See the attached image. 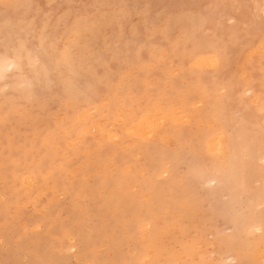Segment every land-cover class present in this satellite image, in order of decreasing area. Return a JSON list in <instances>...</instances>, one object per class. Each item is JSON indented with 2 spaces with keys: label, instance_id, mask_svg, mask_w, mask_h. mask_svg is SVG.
<instances>
[{
  "label": "rangeland",
  "instance_id": "obj_1",
  "mask_svg": "<svg viewBox=\"0 0 264 264\" xmlns=\"http://www.w3.org/2000/svg\"><path fill=\"white\" fill-rule=\"evenodd\" d=\"M1 1L0 62L15 66L0 79V264H264V0ZM77 17L105 29L97 42L107 35L121 47L103 89L82 75L79 98H65L59 84L36 83L33 61L51 68L49 45ZM27 81L30 98L19 87ZM220 133L214 152L207 141Z\"/></svg>",
  "mask_w": 264,
  "mask_h": 264
},
{
  "label": "snow or ice",
  "instance_id": "obj_2",
  "mask_svg": "<svg viewBox=\"0 0 264 264\" xmlns=\"http://www.w3.org/2000/svg\"><path fill=\"white\" fill-rule=\"evenodd\" d=\"M15 7L22 9L26 5L18 4ZM63 29L62 42L57 41L49 45L57 52L51 62V68L41 65L39 58L33 61V68L40 69L34 71L36 83L49 91L59 84L65 98H79L77 82L82 75H87L94 87L103 89L117 71L114 65L118 60L120 43L110 40L107 35L97 42L95 37L104 33L105 29L98 27L91 19L74 18L66 22ZM46 39L41 38V47ZM124 47H128L127 43ZM97 65L102 66L104 71H100ZM14 66L9 62L5 68L0 62V79L3 78V72L10 71ZM19 87L26 90L29 98L32 96L34 85L31 81L21 83Z\"/></svg>",
  "mask_w": 264,
  "mask_h": 264
},
{
  "label": "bare ground",
  "instance_id": "obj_3",
  "mask_svg": "<svg viewBox=\"0 0 264 264\" xmlns=\"http://www.w3.org/2000/svg\"><path fill=\"white\" fill-rule=\"evenodd\" d=\"M0 1H1V0H0ZM2 1H6V0H2ZM2 1H1V2H2ZM52 1H53V0H52ZM23 2H24V1H23ZM34 2H35V1H34ZM36 2H37V1H36ZM69 2H71V1H69ZM9 3H10V5H12V4H11V0H9ZM9 3H7V4H9ZM4 4H5V3H4ZM32 4H33V5H36V4H34V3H32ZM234 4H235V3H234ZM263 4H264V3H263ZM33 5H32V6H33ZM262 6H263V5H262ZM5 8H6V7H5ZM38 8H39V7H38ZM164 8H165V7H164ZM236 8H237V7H236ZM262 8H264V7H262ZM9 9H10V8H9ZM30 9H31V7H30ZM165 9H166V8H165ZM7 10H8V9H7ZM32 10H33V9H32ZM17 11H18V10H17ZM28 11H29V10H28ZM65 11H66V10H64L63 13H64ZM263 11H264V10H263ZM93 12H94V11H93ZM10 13H11V12H10ZM12 13H13V12H12ZM63 13H62L61 16H64ZM94 13H95V12H94ZM163 13H164V12H163ZM174 13H175V12H174ZM176 13H177V12H176ZM178 13H179V12H178ZM182 13H183V12H182ZM191 13H192V11H191ZM34 14H35V12H34ZM46 14H47V13H46ZM171 14H172V13H171ZM168 15H169V14H167V16H168ZM174 15H176V14H174ZM187 15H188V14H187ZM187 15H186V16H187ZM23 16H24V15H23ZM31 16H32V15H31ZM50 16H51V15H50ZM79 16H80V15H79ZM169 16H170V15H169ZM32 17H33V16H32ZM73 17H74V16H73ZM171 17H172V16H171ZM182 17H183V16H182ZM191 17H192V16H191ZM191 17H189V18H191ZM22 18H23V17H22ZM7 19H8V18H7ZM221 19H222V18H221ZM5 20H6V19H5ZM8 20H9V19H8ZM30 20H31V17H30ZM33 20H34V19H33ZM46 20H47V19H46ZM166 20H167V19H166ZM169 20H170V19H169ZM181 20H184V19L182 18ZM201 20H202V19H201ZM173 21H174V20H173ZM187 21H188V20H187ZM197 21H198V20H197ZM217 21H218V20H217ZM175 22H176V20H175ZM181 22H182V21H181ZM190 22L193 23L192 21H190ZM177 23H178V22H177ZM182 23H183V22H182ZM194 23H196V22H194ZM46 24H47V23L45 22V25H46ZM196 24H197V23H196ZM28 25H29V24H28ZM30 25H31V24H30ZM175 25H176V24H175ZM175 25H174V26H175ZM192 25H193V24H192ZM253 25H254V24H253ZM178 26H179V25H178ZM178 26H177V27H178ZM187 26H190V25H187ZM220 26H221V25H220ZM28 27H29V26H28ZM45 27H46V26H45ZM184 27H185V26H184ZM43 28H44V27H43ZM55 29H56V28H55ZM179 29H180V28H179ZM195 29H196V27H195ZM175 30H176V29H175ZM196 30H197V29H196ZM240 30H241V29H240ZM243 30H244V28H243ZM32 31H33V30H32ZM182 31H183V30H182ZM188 31H189V30H188ZM30 32H31V31H30ZM48 32H49V31H48ZM190 32H191V31H190ZM214 32H215V31H214ZM161 33H162V32H161ZM260 33H261V32H260ZM263 33H264V32H263ZM212 34H214V33H212ZM231 34H232V33H231ZM231 34H230V36H231ZM261 34H262V33H261ZM193 35H194V34H193ZM251 35H252V34H251ZM251 35L249 34V36H251ZM253 35H254V34H253ZM178 36L181 37V34L178 35ZM243 36H244V35H243ZM246 36H248V35L246 34ZM262 36H263V34H262ZM227 37H229V36H227ZM251 37H252V36H251ZM260 37H261V36H260ZM214 38H215V37H214ZM240 38H241V37H240ZM255 38H256V37H255ZM255 38H254V39H255ZM195 39H196V37H195ZM261 39H262V38H261ZM192 40H193V39H192ZM217 40H218V39H217ZM235 40H236V38H235ZM239 40H240V39H239ZM200 41H201V40H200ZM215 41H216V40H215ZM249 41H251V40H249ZM249 41H247V42H249ZM257 41H258V43L256 42L257 45H258V44L260 45V42H261V44L263 43L261 40H257ZM209 42H210V41H209ZM209 42H207V45L210 44ZM196 43H197V41H196ZM201 43H203V42H201ZM212 43L214 44V42H212ZM212 43H211V44H212ZM227 43H228V42H227ZM234 43H235V42H234ZM245 43H246V42H245ZM250 43H251V42H250ZM204 44H206V41H205ZM204 44H203V46H204ZM246 44H247V43H246ZM248 44H249V43H248ZM37 45H38V44H37ZM175 45H176V44H175ZM175 45H174V46H175ZM178 45H179V44H178ZM220 45H221V44H220ZM240 45H241V44H240ZM240 45H239V46H240ZM257 45H256V46H257ZM203 46H202V47H203ZM245 46H246V45H245ZM245 46H244V47H245ZM253 46H255V45L253 44ZM256 46L253 47V50H251V51L248 50V51L246 52V54L248 55V54H250L252 51L254 52V50H256L255 48H257ZM263 46H264V43H263ZM209 47H210V46H209ZM212 47H213V46H212ZM261 47H262V45H261ZM174 48H175V47H174ZM199 48H201V47H199ZM210 48H211V47H210ZM216 48H217V47H216ZM216 48H215V49H216ZM222 48H223V47H222ZM251 48H252V46H251ZM251 48H250V49H251ZM262 48H264V47H262ZM189 49H190V48H189ZM202 49H204V48H202ZM223 49H224V48H223ZM241 49H242V48H241ZM257 49H258V48H257ZM176 50H177V48H176ZM197 50H198V49H197ZM258 50H259V49H258ZM173 51H174V50H173ZM200 51H201V50H200ZM219 51H221V50L218 49V52H219ZM259 51L262 52V51H264V50H263V49H260ZM221 52H223V51H221ZM224 52H225V51H224ZM238 52H239V51H238ZM241 52H242V51H241ZM248 52H250V53H248ZM175 53H176V52H175ZM186 53H187V52H186ZM196 53H197V52H196ZM196 53H195V54H196ZM256 53H257V50H256ZM45 54H48V53H45ZM177 54H180V53H176L175 55H177ZM257 54H258V53H257ZM259 54H260V53H259ZM209 55H211V54H209ZM219 55H220V54H219ZM222 55H223V53H222ZM222 55H221V56H222ZM238 55H240V54H238ZM261 55H263V54H261ZM261 55H259V56H261ZM177 56H178V55H177ZM192 56H194V55H192ZM207 56H208V55H207ZM207 56H206V57H205V56H204V57L201 56L202 58H201L200 56H199V57L201 58V60L205 59V60L203 61V62H205V61L207 60ZM212 56H215V57H216L217 55H212ZM212 56H211V59H210V56H208V60H211V61H212V59H213L214 61L217 60V59L212 58ZM221 56H220V57H221ZM223 56H225V54H224ZM235 56H236V55H235ZM249 56L251 57V54H250ZM174 57H175V56H174ZM199 57H197V59L195 60V61H198V63H199V59H200ZM250 57H248V58H250ZM181 58H182V57H181ZM198 58H199V59H198ZM217 58H218V56H217ZM240 58H241V57H240ZM260 58H261V57H260ZM221 59H222V58H221ZM241 59H242V58H241ZM251 59H253V58H251ZM208 60H207V61H208ZM218 60H219V58H218ZM244 60H245V58H244ZM259 60H260V59H259ZM164 61H165V60H164ZM221 61L223 62V60H221ZM221 61H220V62H221ZM212 62H213V61H212ZM212 62H210V63H208V62L206 63V62H205V63H206V65H207V64L209 65V64H211ZM217 62H218V64H219V61H217ZM217 62H216V63H217ZM250 62H251V61H250ZM257 62H258V61H257ZM257 62H256V64H257ZM205 63H204V65H205ZM223 63H224V62H223ZM223 63H221V64H223ZM226 63H227V60H226ZM199 64H201L200 66H203V65H202V62H200ZM199 64H198V65H199ZM213 64H215V63H213ZM218 64H216V65L218 66ZM244 64H245V63H244ZM244 64H242V65H244ZM256 64H255V65H256ZM258 64H259V63H258ZM172 65H173V63H172ZM178 65H179V64H178ZM180 65H181V64H180ZM190 65H191V64H190ZM198 65H196V63H194L193 66H198ZM216 65H214V66H216ZM182 66H183V65H182ZM214 66H212V64H211L209 67H214ZM225 66H226V65H225ZM249 66H250V65H249ZM98 67H99V66H98ZM198 67H199V66H198ZM207 67H208V66H207ZM218 67H219V66H218ZM252 67H253V66H252ZM99 68H100V67H99ZM102 68H103V67H102ZM181 68H183V67H181ZM186 68H187V67H186ZM192 68H193V67H192ZM261 68H264V67L262 66ZM206 69H207V68H206ZM217 69H218V68H217ZM252 69H254V68H252ZM257 69H258V68H257ZM261 70H262V69H261ZM16 71H17V70H16ZM213 71H214V70H213ZM218 71H219V70H218ZM218 71H217V72H218ZM157 72H158V71H157ZM181 72H182V71H181ZM191 72H192V70H191ZM263 72H264V69H263ZM241 73H242V72H241ZM135 74H136V73H135ZM181 74H183V73H181ZM212 74H213V73H212ZM169 75H170V74H169ZM190 75H191V74H190ZM222 75H223V74H222ZM172 76H173V75H172ZM172 76H171V77H172ZM210 76H211V75H210ZM246 76L248 77V75H246ZM262 76H263V75H262ZM195 77H196V75H195ZM221 77H222V76H221ZM221 77H220V78H221ZM129 78H130V77H129ZM129 78H127V79H129ZM180 78H182V77H180ZM183 78H184V76H183ZM183 78H182V79H183ZM210 78H211V77H210ZM229 78H230V76H229ZM251 78H252V77H251ZM166 79H167V78H166ZM182 79H181V81H184V80H182ZM216 79H217V78H216ZM216 79H215V80H216ZM227 79H228V78H227ZM230 79H232V78H230ZM253 79H254V78H253ZM141 80H142V79H141ZM244 80H245V79H244ZM125 81H126V80H125ZM159 81H161V80H159ZM170 81H171V80H170ZM211 81H212V80H211ZM217 81H218V80H217ZM219 81H222V79L219 80ZM123 82H124V80H123ZM132 82H133V81H132ZM214 82H215V81H214ZM248 82H249V81H248ZM260 82H261V80H260ZM140 83L142 84V82H140ZM210 83H211V82H210ZM210 83H209V84H210ZM215 83H216V82H215ZM223 83L225 84V82H223ZM243 83H244V82H243ZM243 83H242V84H243ZM249 83H250V82H249ZM256 83H258V82H256ZM263 83H264V82H263ZM129 84H130V83H129ZM134 84H136V83H134ZM134 84H133V85H134ZM147 84H148V83H147ZM155 84H156V83H155ZM155 84H154V85H155ZM159 84H160V83H159ZM161 84H162V83H161ZM187 84H188V83H187ZM190 84H191V82H190ZM190 84H189V85H190ZM216 84H217V83H216ZM226 84H227V83H226ZM226 84H225V85H226ZM231 84H232V83H231ZM233 84H234V82H233ZM235 84H236V83H235ZM245 84H246V82H245ZM251 84H252V83H251ZM261 84H262V83H261ZM261 84H260V85H261ZM112 85H113V84H112ZM133 85H132V86H133ZM151 85H153V84H151ZM151 85H150V86H151ZM192 85H193V84H192ZM220 85H221V84H220ZM222 85H223V84H222ZM225 85H224L223 87H225ZM247 85H248V84H247ZM260 85H259V86H260ZM184 86H185V85H184ZM196 86H197V84H196ZM211 86H212V85H211ZM213 86H214V85H213ZM233 86H234V85H233ZM259 86H258V87H259ZM261 86H262V85H261ZM146 87H148V86H146ZM146 87H145V88H146ZM151 87H152V86H151ZM154 87H155V86H154ZM167 87H168V86H167ZM227 87H228V86H227ZM236 87H237V86H236ZM239 87H241V86H239ZM245 87H247V86H245ZM129 88H130V86H129ZM171 88H172V87H171ZM186 88H187V87H186ZM188 88H190V87H188ZM197 88H198V87H197ZM211 88H212V87H211ZM213 88H214V87H213ZM231 88H232V87H231ZM234 88H235V87H234ZM242 88H243V87H242ZM116 89H117V88H116ZM150 89H151V88H150ZM155 89H156V88H155ZM173 89H174V88H173ZM173 89H172V91H173ZM190 89H191V88H190ZM190 89H189L188 91H190ZM195 89H196V88H195ZM222 89H223V88H221L220 90H222ZM224 89H226V87H225ZM224 89H223V90H224ZM250 89H251V88H250ZM140 90H141V89H140ZM182 90H183V89H182ZM206 90H207V89H206ZM213 90H214V89H213ZM251 90H252V89H251ZM120 91H121V90H120ZM122 91H123V90H122ZM138 91H139V90H138ZM174 91H175V90H174ZM186 91H187V90H185L184 92H186ZM209 91H210V89H209ZM230 91L233 92L232 90H230ZM262 91H263V90H262ZM140 92H141V91H140ZM190 92H191V91H190ZM226 92H227V91H226ZM192 93H193V92H192ZM194 93H195V92H194ZM198 93L200 94V92H198ZM257 93H258V91L256 92V94H257ZM260 93H261V92H260ZM137 94H138V93H137ZM145 94H146V92H145ZM158 94H159V91H158L157 95H158ZM228 94H229V93H228ZM233 94H234V93H233ZM252 94H254V93H252ZM258 94H259V93H258ZM258 94H257V95H258ZM118 95H119V94H118ZM135 95H136V94H135ZM148 95H152V94H148ZM157 95H156V96H157ZM171 95H172V94H171ZM185 95H186V94H185ZM187 95H188V93H187ZM190 95H191V94H190ZM190 95H189V96H190ZM206 95H207V94H206ZM211 95H212V94H211ZM211 95H210V96H211ZM215 95H216V94H215ZM218 95H219V94H218ZM229 95H230V94H229ZM257 95H255V98L257 97ZM123 96H124V95H123ZM160 96H161V95H160ZM204 96H205V95H204ZM213 96H214V95H213ZM220 96H221V95H220ZM226 96H227V95H226ZM135 97H136V96H135ZM158 97H159V96H158ZM198 97H200V96H198ZM229 97H230V96H229ZM258 97H259V95H258ZM123 98H124V97H123ZM129 98H130V97H129ZM133 98H134V96H133ZM136 98H137V97H136ZM141 98H142V97H141ZM161 98H162V96H161ZM164 98H165V97H164ZM167 98H168V96L166 97V99H167ZM184 98H186V96H185ZM202 98H203V97H202ZM147 99H148V97H147ZM151 99H152V98H151ZM177 99H178V98H177ZM246 99H247V98H246ZM246 99H245V100H246ZM256 99H257V101L259 100V98H256ZM256 99H255V100H256ZM263 99H264V98H263ZM144 100H145V99H144ZM148 100H150V98H149ZM157 100H159V99H157ZM167 100H169V99H167ZM179 100H180V99H179ZM186 100H187V99H186ZM212 100H213V99H212ZM252 100H253V98H252ZM252 100H251V101H252ZM260 100H261V99H260ZM123 101H124V100H123ZM129 101H130V100H129ZM129 101H127V102L129 103ZM142 101H143V100H142ZM164 101H166V100H164ZM164 101H163V102H164ZM176 101H177V100H176ZM158 102H159V101H158ZM169 102H170V101H169ZM171 102H172V101H171ZM177 102H178V101H177ZM181 102H182V101H181ZM200 102H201V101H200ZM227 102H228V101H227ZM253 102H256V101L253 100ZM262 102H263V100L260 102V104H261ZM167 103H168V102H167ZM184 103H185V102H184ZM188 103H189V102H188ZM212 103H213V102H212ZM263 103H264V102H263ZM116 104H117V103H115V105H116ZM125 104H126V103H125ZM133 104H135V103H133ZM138 104H139V103H138ZM138 104H137V105H138ZM143 104H145V103H143ZM146 104H147V103H146ZM146 104H145V105H146ZM158 104H160V103H158ZM169 104H170V103H169ZM172 104H173V103H172ZM202 104H203V103H202ZM213 104H215V103H213ZM226 104H227V103H226ZM234 104H235V103H234ZM242 104H244V103H242ZM257 104H258V103H257ZM108 105H109V104H108ZM139 105H140V104H139ZM139 105H138V106H139ZM177 105H178V104H177ZM183 105H184V104H183ZM187 105H188V104H187ZM198 105H200V104H198ZM231 105H232V104H231ZM235 105H236V104H235ZM237 105H238V102H237ZM261 105H262V104H261ZM134 106H135V105H134ZM150 106H151V105H150ZM153 106H154V105H153ZM155 106H156V105H155ZM160 106H162V105H160ZM169 106H170V105H169ZM191 106H192V105H191ZM207 106H208V105H207ZM215 106H216V104H215ZM217 106H218V105H217ZM241 106H242V105H241ZM241 106H240V107H241ZM253 106H254V105H253ZM132 107H133V106L131 105V108H132ZM141 107H142V106H141ZM177 107H178V106H177ZM188 107H189V106H188ZM193 107H194V106H193ZM258 107H259V106H258ZM123 108H125V107H123ZM143 108H145V107H143ZM157 108H159V107H157ZM178 108H179V107H178ZM263 108H264V107H263ZM160 109H161V108H160ZM170 109H171V107H170ZM184 109H185V108H184ZM211 109H212V108H211ZM218 109H219V107H218ZM118 110H119V109H118ZM120 110H121V109H120ZM131 110H132V109H131ZM157 110H158V109H157ZM174 110H175V109H174ZM174 110H173L174 113H178V112H175ZM195 110H196V109H195ZM199 110H200V109H199ZM126 111H127V110H126ZM141 111H142V110H141ZM145 111H147V110H145ZM151 111H152V110H151ZM155 111H156V110H154V112H155ZM159 111H160V110H159ZM184 111H185V110H184ZM184 111H180V112H184ZM219 111H220V110H219ZM127 112H128V111H127ZM147 112H148V111H147ZM149 112H150V111H149ZM160 112H161V111H160ZM160 112H159V113H160ZM167 112H168V111H167ZM195 112H196V111H195ZM209 112H210V111H209ZM128 113L130 114V112H128ZM210 113H212V112H210ZM129 114H128V115H129ZM167 114L169 115V113H167ZM191 114H192V113H190V115H191ZM195 114H196V113H195ZM201 114H202V113H201ZM128 115H127V117H128ZM130 115H132V113H131ZM140 115H141V114H140ZM143 115H144V114L141 115V118L143 117ZM153 115H154V114H153ZM175 115H176V114H175ZM186 115H187V114H186ZM186 115H184V116H186ZM222 115H223V113H222ZM108 116H110V115L108 114ZM116 116H117V115H116ZM144 116H145V115H144ZM209 116H210V115H209ZM132 117H133V116H132ZM147 117L149 118L150 115L147 114ZM154 117H155V116H154ZM166 117H167V115H166ZM196 117H200V116H196ZM196 117H195V118H196ZM201 117H202V116H201ZM239 117H241V116H239ZM130 118H131V117H130ZM130 118H129V119H130ZM138 118H139V117H138ZM145 118H146V116H145ZM145 118H143V119L145 120ZM188 118H189V115H187V119H188ZM193 118H194V117H193ZM203 118H204V117H203ZM210 118H211V117H210ZM241 118H242V117H241ZM241 118H240V119H241ZM124 119H125V118H124ZM127 119H128V118H127ZM134 119H135V118H134ZM134 119H133V120H134ZM136 119H137V118H136ZM151 119L154 120V118H151ZM151 119L149 118V120H150L149 122H150L151 124H153L154 122H151ZM155 119H156V117H155ZM183 119H184V118H183ZM196 119H198V118H196ZM240 119H239V121H240ZM121 120H122V119H121ZM144 120H141V122H142V121L144 122ZM146 120H148V119L146 118ZM158 120H159V118H158ZM161 120H163V119H161ZM161 120H160V121H161ZM178 120H179V119H178ZM178 120H177V121H178ZM180 120H181V119H180ZM188 120H190V118H189ZM224 120H225V119H224ZM241 120H242V119H241ZM117 121H118V119H117ZM122 121H123V120H122ZM154 121H155V120H154ZM181 121H182V120H181ZM193 121H194V120H193ZM198 121L200 122V120H198ZM211 121H212V120H211ZM211 121H210V122H211ZM244 121H245V120H244ZM119 122H120V121H118L117 123H119ZM131 122H132V121H131ZM131 122H130V123H131ZM134 122H135V121L132 122L133 125H134ZM141 122H138V124H139V123L141 124ZM185 122H187V121H185ZM188 122H189V121H188ZM196 122H197V121H196ZM146 123H148V122L142 123V125H143V126H142L143 129H142L141 127H140V128H139V127L137 128L138 130H140V129L143 130V132H142V130L139 131L140 133L142 132L141 134L144 133V127H146V126H145ZM155 123H156V122H155ZM157 123H158V122H157ZM175 123H176V122H175ZM206 123H208V122H206ZM212 123H213V122H212ZM212 123H211V124H212ZM214 123H215V122H214ZM240 123H241V122H240ZM126 124H127V123H126ZM140 124H139V125H140ZM197 124H198V123H197ZM200 124H202V123H200ZM208 124L211 125L210 123H208ZM245 124H246V122H245ZM252 124H253V123H252ZM123 125H125V124L123 123ZM130 125H131V124H130ZM133 125H132V126H133ZM139 125H138V126H139ZM146 125H147V124H146ZM153 125H154V124H153ZM237 125H238V124H237ZM132 126H131V129H134V128H135V125L133 126V128H132ZM140 126H141V125H140ZM207 126H208V125H207ZM217 126H218V125H217ZM70 127H72V126H70ZM205 127H206V126H205ZM238 127H239V126H238ZM250 127H251V126H250ZM121 128H122V127H121ZM121 128H120V129H121ZM123 128H124V127H123ZM146 128H147V127H146ZM255 128H256V127H255ZM137 129H136V130H137ZM163 129H164V128H163ZM203 129H204V128H203ZM259 129H260V128H259ZM121 130H122V129H121ZM138 130H137V131H138ZM210 130H211V129H210ZM216 130H218V128H217ZM244 130H245V129H244ZM133 131H135V129H134ZM222 131H223V130H222ZM224 131H225V130H224ZM224 131H223V132H224ZM68 132H70V131H68ZM122 132H123V131H122ZM139 132H138V133H139ZM147 132H148V131H146V133H147ZM149 132H152V131L149 130ZM149 132H148V134H149ZM161 132H162V131H161ZM219 132H220V131H219ZM241 132H242V131H241ZM255 132H256V131H255ZM130 133H132V132H130ZM135 133H136V132H135ZM135 133H133V134H135ZM138 133H136V134H138ZM140 133H139V134H140ZM215 133H216V132H215ZM215 133H214V134H215ZM224 133H225V132H224ZM226 133H228V132H226ZM253 133H254V132H253ZM256 133L258 134V131H257ZM85 134H86V133H85ZM144 134H145V133H144ZM214 134H210V136H211V135H214ZM221 134H222V133L219 134V137H217L218 135L215 136L216 138H218L217 140H216V138H215L214 140H209L210 137L208 138V141H207V142L210 141L209 143H212V144H210V145H211V148L214 149V152H215V150L218 151V152H219L220 150L222 151V149L224 148V143H223V140H222ZM241 134H242V133H241ZM249 134H250V133H249ZM257 134H256V135H257ZM259 134H260V133H259ZM70 135H71V134H70ZM121 135H122V134H121ZM131 135H132V134H131ZM131 135H128V136H131ZM152 135H153V134H152ZM222 135H223V134H222ZM231 135H232V134H231ZM244 135H245V134H244ZM84 136H85V135H84ZM100 136H101V135H100ZM122 136H123V135H122ZM136 136H137V135H136ZM138 136H142V135H138ZM147 136H151V135H147ZM147 136H146V137H147ZM223 136H224V135H223ZM246 136H248V135H246ZM253 136H254V135H253ZM253 136H252V137H253ZM85 137H86V136H85ZM211 137H212V136H211ZM237 137H238V136H237ZM243 137H244V136H243ZM243 137H242V138H243ZM252 137H251V138H252ZM83 138H84V137H83ZM101 138H102V137H101ZM121 138H122V137H121ZM137 138H138V137H137ZM142 138L144 139L145 137L142 136ZM148 138H149V137H148ZM213 138H214V137H213ZM213 138H212V139H213ZM240 138H241V135H240ZM240 138H239V139H240ZM81 139H82V138H81ZM84 139H85V138H84ZM205 139H206V138H205ZM210 139H211V138H210ZM120 140H121V139H120ZM120 140H119V141H120ZM250 140H251V139H250ZM126 141H127V140H126ZM136 141H137V140H136ZM136 141H135V142H136ZM211 141H212V142H211ZM234 141H235V140H234ZM82 142H83V141H82ZM82 142H81V143H82ZM111 142H112V141H111ZM202 142H204V139H203ZM95 143H97V142H95ZM101 143H102V142H101ZM112 143H113V142H112ZM131 143H134V141H132ZM131 143H130L129 145H131ZM233 143H234V142H233ZM248 143H249V142H248ZM250 143H251V142H250ZM114 144H115V143H114ZM114 144H113V145H114ZM126 144H127V143H126ZM262 144H263V143H262ZM87 145H88V144H87ZM127 145H128V144H127ZM135 145H137V144H135ZM258 145H259V144H258ZM80 146H82V145L80 144ZM97 146H98V145H97ZM122 146H123V144H122ZM133 146H134V145H133ZM205 146H206V145H205ZM256 146H257V145H256ZM134 147H135V146H134ZM230 147H231V146H230ZM230 147H229V148H230ZM245 147H246V146H245ZM71 148H72V147H71ZM95 148H96V147H95ZM229 148H228V150H229ZM234 148H235V147H234ZM253 148L255 149V146H253ZM256 148H257V147H256ZM258 148H259V146H258ZM263 148H264V147H263ZM61 149H62V148H61ZM74 149H77V148H74ZM96 149H98V148H96ZM117 149H118V148H117ZM139 149H140V148H139ZM206 149L208 150L209 147L206 148ZM213 149H211V150H213ZM242 149H244V148H242ZM59 150H60V149H59ZM114 150H115V149H114ZM209 150H210V149H209ZM211 150H210V151H211ZM224 150H225V149H224ZM256 150H257V149H256ZM256 150H255V151H256ZM203 151H204V150H203ZM238 151H239V150H238ZM247 151H249V150H247ZM102 152H103V151H102ZM207 152H209V151H207ZM211 152H212V151H211ZM211 152H210V153H211ZM218 152H217V153H218ZM222 152H223V151H222ZM234 152H235V151H234ZM260 152H261V151H260ZM93 153H94V152H93ZM212 153H213V152H212ZM217 153H215V154H217ZM225 153H226V152H225ZM247 153H248V152H247ZM258 153H259V152H258ZM55 154H56V153H55ZM213 154H214V153H213ZM218 154H221V153H218ZM230 154H231V153H230ZM239 154H241V153H239ZM249 154H250L251 156H253V160H257L258 158H260V156H257L256 154H253V152H251V151H250ZM88 155H89V154H88ZM91 155H92V154H91ZM93 155H94V154H93ZM97 155H98V154H97ZM101 155H103V154H101ZM105 155H106V154H105ZM107 155H108V154H107ZM110 155H111V154H110ZM121 155H122V154H121ZM207 155H208V154H207ZM223 155H224V154H223ZM49 156H50V155H49ZM228 156H229V155H228ZM246 156H247V155H246ZM51 157H54V156H51ZM112 157H113V155H112ZM213 157H214V156H213ZM213 157H212V158H213ZM239 157H240V156H239ZM44 158H45V156H44ZM48 158H49V157H48ZM48 158H47V159H48ZM121 158H122V157H121ZM216 158H217V157H216ZM246 158H247V157H246ZM106 159H107V158H106ZM106 159H105V160H106ZM119 159H120V158H119ZM99 160H100V158H99ZM108 160L110 161V159H108ZM45 161H46V160H45ZM118 161H119V160H118ZM218 161H219V160H218ZM228 161H229V160H228ZM238 161H240V160H238ZM92 162H93V161H92ZM125 162H126V161H125ZM234 162H235V161H234ZM66 163H68V162H66ZM103 163H104V162H103ZM239 163H240V162H239ZM41 164H42V163H41ZM69 164H70V163H69ZM87 164H88V163H87ZM216 164H217V163H216ZM92 165H94V164H92ZM104 165H105V164H104ZM104 165H100L99 167H101V166L103 167ZM109 165H110V164H109ZM112 165H113V164H112ZM242 165H243V164H242ZM36 166H37V165H36ZM62 166H63V165H62ZM106 166H107V165H106ZM106 166H105V167H106ZM119 166H120V165H119ZM129 166H131V165H128V167H129ZM257 166H258V170L256 171V176H258V177H260V178H264V164L260 166V165L257 163ZM90 167H91V166H90ZM102 167H101L100 169H102ZM114 167H115V166H114ZM126 167H127V166H126ZM128 167H127V168H128ZM111 168H112V167H111ZM117 168H118V167H117ZM32 169H33V168H32ZM38 169H39V168H38ZM76 170H77V169H76ZM91 170H92V167H91ZM103 170H104V169H103ZM123 170H125V169H123ZM129 170H130V169H129ZM131 170H133V169L131 168ZM65 171H66V170H65ZM126 171H127V170H126ZM143 171H144V170H143ZM30 172L32 173L33 171H30ZM72 172H73V171H72ZM76 172H77V171H76ZM129 172H131V171H129ZM36 173H37V172H36ZM48 173H49V172H48ZM60 173H61V172H60ZM94 173H96V171H95ZM99 173H100V172H99ZM108 173H109V172H108ZM132 173H133V172H132ZM132 173H131V174H132ZM50 174H51V173H50ZM116 174H117V173H116ZM125 174H126V173H125ZM103 175H104V174H103ZM112 175H113V174H112ZM120 175H121V174H120ZM122 175H123V174H122ZM132 175H133V174H132ZM132 175H131V176H132ZM134 175H135V174H134ZM47 176H49V175H47ZM90 176H91V175H90ZM107 176H108V175H107ZM107 176H105V177H107ZM124 176H125V175H124ZM32 177H33V176H32ZM49 177H50V176H49ZM92 177H93V176H92ZM132 177H133V176H132ZM33 178H34V177H33ZM42 178H43V177H42ZM62 178H63V177H62ZM93 178H94V177H93ZM103 178H104V177H103ZM115 178H116V177H115ZM122 178H123V180H124V177H122ZM129 178H130V177H129ZM22 179H23V178H22ZM29 179H30V178H29ZM86 179H87V178H86ZM100 179H101V178H100ZM119 179H120V178H119ZM31 180H32V179H31ZM45 180H47V179H45ZM94 180H95V179H94ZM101 180H102V179H101ZM110 180H112V178H111ZM62 181H63V180H62ZM97 181H98V180H97ZM91 182H92V181H91ZM118 182H119V181H118ZM100 183H101V182H100ZM121 183H122V182H121ZM125 183H126V182H125ZM93 184H94V183H93ZM114 184H115V183H114ZM53 185H54V184H53ZM85 185H86V184H85ZM114 186H115V185H114ZM29 187H30V186H29ZM31 187H32V186H31ZM34 187H35V186H34ZM78 187H79V186H78ZM52 188H53V187H52ZM69 188H70V187H69ZM102 188H103V187H102ZM118 188H119V187H118ZM118 188H117V189H118ZM54 189H55V188H54ZM72 189H73V188H72ZM126 189H127V188H126ZM13 190H14V189H13ZM66 190H67V189H66ZM83 190H84V189H83ZM112 190H113V189H112ZM127 190H128V189H127ZM85 191H86V190H85ZM92 191H93V190H91V192H92ZM106 191H108V190H106ZM119 191H120V190H119ZM11 192H12V191H11ZM30 192H31V190H30ZM53 192H54V191H53ZM79 192H80V191H79ZM81 192H83V191H81ZM114 192H115V191H114ZM148 192H149V191H148ZM259 192H261V193H262V196H264V183H263V186L260 188V191H259ZM73 193H74V192H73ZM92 193H93V192H92ZM121 193H122V192H121ZM149 193H150V192H149ZM151 193H152V192H151ZM30 194H31V193H30ZM53 194H54V193H53ZM99 194H100V193H99ZM124 194H125V193H124ZM124 194H123V196H124ZM72 195H73V194H72ZM76 195H77V194H76ZM76 195H75V196H76ZM92 195H93V194H92ZM146 195H147V194H146ZM149 195H150V194H149ZM75 196H74V197H75ZM95 196H96V195H95ZM125 196H126V194H125ZM142 196H145V195L143 194ZM96 197H97V196H96ZM78 198H79V197H78ZM83 198H85V197H83ZM113 198H114V197H113ZM125 198H126V197H125ZM129 198H130V197H129ZM129 198H128V199H129ZM107 199H108V198H107ZM145 199H146V198H145ZM148 199H149V198H148ZM73 200H74V199H73ZM97 200H98V199H97ZM111 200H112V199H111ZM149 200H152L151 197H150ZM124 201H125V200H124ZM113 202H114V201H113ZM144 202H145V201H144ZM145 203H146V202H145ZM109 204H110V203H109ZM119 204H120V203H119ZM99 205H100V203H99ZM112 205H114V204H112ZM115 205H116V204H115ZM5 206H6V205H5ZM101 206H102V205H101ZM103 206H104V205H103ZM110 207H111V206H110ZM137 207H138V206H137ZM97 208H98V207H97ZM100 209H102V208H100ZM118 209H119V208H118ZM127 209H128V208H127ZM106 210H107V209H106ZM132 210H133V209H132ZM111 211H112V210H111ZM122 211H123V210H122ZM102 212H103V211H102ZM124 212H127V211H124ZM96 213H97V211H96ZM98 213H99V212H98ZM121 213H122V212H121ZM104 214H105V212H104ZM107 214H108V213H107ZM115 214H116V213H115ZM95 215H98V214H95ZM99 215H100V214H99ZM117 215H118V214H117ZM105 216H106V215H105ZM110 216H112V215H110ZM45 217H46V216H45ZM114 217H115V216H114ZM102 218H103V217H102ZM119 218H120V217H119ZM99 219H101V218H99ZM114 219H115V218H114ZM109 220H110V219H109ZM109 220H108V221H109ZM260 220H261V219H260ZM110 222H111V221H110ZM110 222H109V223H110ZM101 223H102V222H101ZM119 223H120V222H119ZM70 224H71V223H70ZM113 224H114V223H113ZM108 226H109V225H108ZM112 226H113V225H112ZM67 227H68V226H67ZM69 228H70V227H69ZM62 230H63V229H62ZM89 231H90V230H89ZM63 232H64V231H63ZM98 232H99V231H98ZM96 233H97V232H96ZM102 233H103V232H102ZM104 233H105V232H104ZM65 235H66V234H65ZM86 235H87V234H86ZM89 235H90V234H89ZM89 235H88V236H89ZM97 236H98V235H97ZM261 237H262V236H261ZM90 238H91V237H90ZM33 239H34V238H33ZM261 240H262V239H261ZM255 241H256V240H255ZM255 241H254V242H255ZM95 242H96V240H95ZM252 242H253V241H252ZM81 243H82V242H81ZM257 243H258V242H257ZM263 243H264V242H263ZM259 245H261V244H259ZM92 246H93V245H92ZM255 246H256V245H255ZM257 247H258V246H257ZM263 247H264V245H262V248H263ZM78 249H79V248H78ZM255 249H256V248H255ZM255 249H253V251H254ZM260 249H261V248H260ZM263 249H264V248H263ZM263 249H262V250H263ZM90 250H91V249H90ZM256 250H257V249H256ZM66 251H67V250H66ZM251 251H252V249H251ZM260 252H261V254H263L262 251H260ZM252 253H254V252H252ZM23 254H24V253H23ZM254 254H255V253H254ZM258 254H259V253H258ZM261 254H259L257 257L261 256ZM77 255H78V254H77ZM254 256H255V255H254ZM263 256H264V255H263ZM255 258H256V257H255Z\"/></svg>",
  "mask_w": 264,
  "mask_h": 264
}]
</instances>
